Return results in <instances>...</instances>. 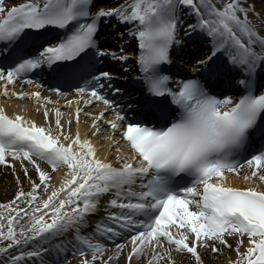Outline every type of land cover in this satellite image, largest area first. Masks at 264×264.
Segmentation results:
<instances>
[{
  "label": "snow or ice",
  "instance_id": "snow-or-ice-1",
  "mask_svg": "<svg viewBox=\"0 0 264 264\" xmlns=\"http://www.w3.org/2000/svg\"><path fill=\"white\" fill-rule=\"evenodd\" d=\"M181 6L194 16V22L184 25V35L199 30L212 47L193 64L198 75L180 76L178 71L179 83L173 85L167 66L173 46L183 43L177 27L184 24ZM250 10L255 12L250 0H122L108 7L97 0H22L10 5L0 0L4 95L12 91L16 97L43 99L47 119L51 97H42L40 91L15 92L8 85L36 84L28 75L36 70L58 82L75 81L76 92L84 94L73 97L77 124L79 104L96 107L93 100L98 101L104 108L87 113L94 116L93 134L106 120L110 130L122 133L128 149L121 155L117 147V166L100 158L79 128L73 134L70 119L66 129L59 108L54 109L53 128L52 122L44 125L19 113L10 115L0 105V164L11 163L9 156L17 159L27 176V161L41 181L29 177L30 191L19 190L13 202L0 205L8 209L7 214L0 212V255L5 257L0 264H50L47 253L56 264H67L77 255L79 264L98 259L108 264L112 256L103 259L109 247L105 241L119 238L112 245L118 257L125 233L131 241L129 262L148 249L147 264H175V249L204 264L198 247L218 252L217 244L231 247L232 237L237 257L231 264H264V190L254 184L237 187L229 180L234 174L264 182V35L250 19ZM110 18L132 25L127 34L135 38L138 51L125 52L121 44L117 52L99 43L100 25ZM105 57L123 61L124 72L130 57L134 59L131 83L142 95L116 86L119 75L98 67ZM106 90L121 94V102ZM49 91L65 95L60 87ZM109 111L111 118L106 116ZM37 158L65 172L58 186ZM21 198L25 207H14ZM101 199L106 219L96 221L91 232H82ZM23 217L28 218L27 227L20 223Z\"/></svg>",
  "mask_w": 264,
  "mask_h": 264
},
{
  "label": "bare ground",
  "instance_id": "bare-ground-1",
  "mask_svg": "<svg viewBox=\"0 0 264 264\" xmlns=\"http://www.w3.org/2000/svg\"><path fill=\"white\" fill-rule=\"evenodd\" d=\"M22 0H9V4L13 3H20ZM100 2L101 6H114L116 4L122 3V0H98ZM250 3L255 5V12L249 11V17L252 20V22L256 25L257 29L260 31L262 35H264V0H250ZM181 19L183 20L184 24H178V30L180 35H184L185 28L184 25L189 22H194V16L187 13L185 6H181ZM256 13H259V15H256ZM114 19V18H110ZM116 20V19H114ZM116 22H119L116 20ZM119 27H126L125 33L127 34L128 31L131 29V24H125L119 22ZM112 27L108 26L106 28V32L108 33V43L113 44L117 42V40L114 38L115 35H113ZM198 33V36L195 38H191L192 45H198L197 49L199 47H203V45L209 46L211 44L210 38L207 37L205 34L201 33L199 30L196 31ZM111 35V36H110ZM191 35V34H190ZM196 35V34H195ZM130 37V36H129ZM207 42V43H206ZM204 43V44H203ZM188 46V45H187ZM115 51V50H113ZM10 89H13L15 92H35L40 91L42 97L43 96H49L51 97V101L47 102V108H48V118L45 119L43 116V110L45 108V101L43 99L37 101L35 97L32 96H25L23 98L16 97L12 91H10L7 95V97L4 95L3 91L0 90V105H2L5 108V111L8 114L13 113H19L26 117H28L31 120L36 121L38 124H44L47 125L49 122H52L53 128H55V108H59L62 115L60 117L61 123L65 125V128H69L68 121L71 120L70 124V131L75 134L77 131V128H79V133L82 138H89L91 142L93 143L94 147L97 148V155L106 160H110L113 162V164L119 166V162L114 159L115 154L114 151L119 146L120 148V154L125 155L127 153L126 149L122 148V140L120 139L121 135L118 130H110L109 126L106 123V120H103L100 122V131L93 134V129L91 126V120L94 119V116H88V112H99L102 108H104V105L99 102H93V105H96V107H93L91 105H85L82 102L79 104V107L81 108V112L79 113V124H77L76 120V113L75 108L77 106L76 101L73 99L75 96H79L77 94H69V95H49V93L35 85H26V86H20V85H8ZM71 100V104H66L65 100ZM107 118H111L110 111L106 113ZM113 137L115 139L120 140L119 145L111 144L110 141L107 139V137ZM6 159H9L11 163L5 165L0 164V205L2 203L6 204L11 200H14V197L16 195V192L19 190H23L24 192H28L31 190V182L29 180V177H31L32 181H35L36 183H41L39 176L33 166L25 161V163L28 166V175L26 176L24 173V169L21 166V162L17 159H13L12 157H7ZM38 162L41 164V167L48 171L51 176V183L53 185H59L63 179V176L65 175V172L63 170L54 171L51 169V166L48 165L45 161L39 160L37 158ZM242 172H246V169H242ZM17 176L19 177V181L17 180ZM230 182L237 187H248L251 185H255L258 189L264 190V182L259 181L257 178H253L252 180L245 181L242 176L239 178H236L235 176L229 175ZM37 191H42V189H39ZM51 191V189H49ZM46 195V193L44 194ZM16 206L19 207H25V204L23 202V198H21L19 201H16ZM14 203V204H15ZM15 206V207H16ZM106 204L105 200L101 199V201L98 204L97 211L105 209ZM27 210V209H26ZM22 215V214H21ZM50 215V213H49ZM92 215L90 213L87 216L88 218ZM27 217H23V219L20 221V223H24L25 227H27V224L25 221H27ZM84 226V225H83ZM81 226V227H83ZM71 231V230H69ZM67 235V234H66ZM38 239V238H37ZM125 247L124 249L120 250L119 256L113 255V253L116 251L114 247H108L105 252L103 253V259H107L110 255L112 256V259L108 261V264H147L151 252L150 250L146 249L145 253L142 254L139 258L136 255H133L130 262L128 261V252L131 249V241L127 238H125ZM229 239V246H224L217 244V247L220 249L218 252L212 251L211 248H205V247H198V251L201 252L202 259L204 261V264H231V261L236 259L237 252L235 251V240L232 237H228ZM245 239V244L247 243V237ZM119 242V238L114 241L113 245L115 243ZM110 244V241L108 242V245ZM241 251H244V245H241ZM69 255H71L69 253ZM173 259L175 264H195L194 259L190 258V254L187 252H179L175 249L172 251ZM87 257H91V252L86 253ZM0 259H5L2 255H0ZM82 258L80 256H75L72 261L68 260L67 264H79V261ZM52 264H56L52 263ZM95 264H101V260L98 259Z\"/></svg>",
  "mask_w": 264,
  "mask_h": 264
},
{
  "label": "rangeland",
  "instance_id": "rangeland-1",
  "mask_svg": "<svg viewBox=\"0 0 264 264\" xmlns=\"http://www.w3.org/2000/svg\"><path fill=\"white\" fill-rule=\"evenodd\" d=\"M123 31H124L123 28H122V30H120V29L117 28L116 33L120 35V38H121V36H123V39L121 41H126V39L128 38V35H126L125 33H123ZM13 201L14 200H11L9 202H13ZM8 203H6V204L2 203V205H7ZM13 206L15 207L16 206V203H15V205L13 204ZM0 212H3L5 214H7L8 209L7 208H0Z\"/></svg>",
  "mask_w": 264,
  "mask_h": 264
}]
</instances>
